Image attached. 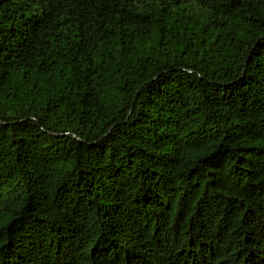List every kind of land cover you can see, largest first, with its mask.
<instances>
[{
	"label": "trees",
	"instance_id": "16d2710c",
	"mask_svg": "<svg viewBox=\"0 0 264 264\" xmlns=\"http://www.w3.org/2000/svg\"><path fill=\"white\" fill-rule=\"evenodd\" d=\"M0 264H264V0H0Z\"/></svg>",
	"mask_w": 264,
	"mask_h": 264
}]
</instances>
